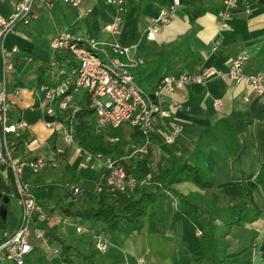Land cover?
<instances>
[{"label":"crops","instance_id":"0c3cea01","mask_svg":"<svg viewBox=\"0 0 264 264\" xmlns=\"http://www.w3.org/2000/svg\"><path fill=\"white\" fill-rule=\"evenodd\" d=\"M15 1L0 0V16H11ZM171 1L125 0L116 35L124 45L134 44L133 53L142 58L133 71L150 101H158L155 87L165 74L194 72L201 65L227 71L231 59L239 54L247 56L244 71L264 73V0H236L230 10L229 26L220 30L218 12L223 0H180L172 20L162 27L156 39H148L146 30L150 19ZM33 9L36 17L30 23H19L0 41L13 62V68L4 77L9 119L15 125L26 123L13 132L25 130L28 134L19 150L12 149V157L18 162L43 156L55 162L36 172L25 167L21 174L47 214L45 219L35 218L34 227L41 235L32 233L33 247L24 264H192V253L200 242L201 219L191 221L181 213L177 207L179 195L167 188L180 194L204 191L190 180L168 184V178L164 180L163 176L178 159L195 153L198 145L204 151L202 163L214 176L217 188L246 182L254 191L262 213L244 228L233 229L231 248L235 251L251 244L246 253L247 262L264 264V181L257 180L264 165V94L226 77L214 76L204 84L190 83L165 94L162 106L166 113L153 117L148 152L125 155L127 163L147 158L149 174L144 183L129 189L135 196L142 189L154 192L146 224L141 228L124 227L119 238L110 239L106 250H98L94 244L96 235L105 232L104 223L92 225L89 220L63 213L62 205L70 201L80 203L83 199L81 195L67 194L65 185L94 189L105 179V161L110 155L79 168L80 146L67 143L59 126L46 125L52 117L45 113L35 89L52 81L55 68L50 42L55 34L67 30L82 38L111 40L112 35L105 26L116 14V6L107 0H82L78 7L62 1L46 5L44 0H36ZM13 46L17 49L13 50ZM177 49H181L180 53L174 54ZM218 99L222 102L220 108L214 105ZM86 101L85 91L75 93L79 108ZM58 121L65 124L67 112L61 113ZM92 121L95 123L94 115ZM94 125L107 140L109 134L129 140L134 133L130 124L126 134L116 133L114 128L99 130ZM168 136L173 137L172 141L167 140ZM3 174L12 188L13 172ZM156 175L161 179L153 180ZM9 196L6 226L12 231L19 223L21 207L15 196ZM77 226L82 230L78 231ZM54 235L72 245L69 262L62 259L64 255ZM0 264L16 263L4 259Z\"/></svg>","mask_w":264,"mask_h":264},{"label":"built area","instance_id":"2783aa9c","mask_svg":"<svg viewBox=\"0 0 264 264\" xmlns=\"http://www.w3.org/2000/svg\"><path fill=\"white\" fill-rule=\"evenodd\" d=\"M56 1H62L71 6L78 7L82 0H44L46 5H52ZM116 6V14L105 26L111 33V40H97L95 38H82L71 34L67 30L59 32L52 38L50 46L54 52L52 66V81L42 83L35 89V95L40 100L46 114L52 118L46 121L49 127L59 126L64 140L67 143H77L74 136L75 115L79 106L75 102V93L83 90L87 96L88 107L93 109L95 124L99 130L106 131L117 128L125 123L132 127H138L144 135L142 144L135 147L132 153L146 154L151 144L150 129L154 115L165 114L162 106L163 96L181 86L190 83L204 84L214 76L226 77L236 82L245 83L252 91L264 94V73L262 71L246 72L243 69L245 54H239L231 59L229 69L223 71L215 66L201 65L194 72H181L179 74H165L155 87L157 102L148 98L146 90L134 76L133 69L143 60L133 53L134 44H125L118 40L117 33L122 21V12L125 9V0H107ZM180 0H172L167 7H163L159 13L150 19L146 30V37L154 40L162 27L168 24L175 15ZM36 0H16L13 4V13L9 17L0 16V41L7 33L15 30L19 23H30L35 17L34 3ZM236 0H223L218 12L219 30L229 26L230 10ZM217 44H214L216 48ZM13 50L17 47L13 46ZM69 52L74 57L76 64L61 66L58 55ZM13 68V62L6 56V48L0 44V162L9 165L13 172L14 192L11 194L17 198L21 207L19 223L12 231L0 229V260L9 259L16 264H24L26 255L32 250L31 235L35 233L40 236L41 232L34 227L35 218L45 219L47 214L34 196L33 189L28 182L23 181L21 174L25 167L39 171L50 162L43 156L33 159H21L16 162L12 157V148L6 136L9 131H16L17 127H25V122L17 125L9 119V100L5 85V74ZM60 80V81H59ZM247 99V97H246ZM220 108V99L214 103ZM67 112V121L59 120L61 113ZM110 142L119 138L107 135ZM172 136L167 140L172 141ZM63 152L62 148L56 149ZM81 159L79 168H85L93 160L103 159L101 153H94L88 149L80 148ZM131 153V154H132ZM126 156L110 155L105 161L107 170L103 182H99L95 189L100 191L103 186L110 190H129L138 183L132 177L124 164ZM65 189L69 194L78 195L84 187L67 183ZM81 231L82 227L77 226ZM95 247L98 250H106L110 239L105 232L96 235ZM264 255V251L262 252ZM140 263L143 260L140 258Z\"/></svg>","mask_w":264,"mask_h":264},{"label":"trees","instance_id":"16d2710c","mask_svg":"<svg viewBox=\"0 0 264 264\" xmlns=\"http://www.w3.org/2000/svg\"><path fill=\"white\" fill-rule=\"evenodd\" d=\"M180 51L181 49H177L174 54H179ZM58 58L61 66L69 68L76 64L69 52L58 55ZM93 115V109L88 107V103L79 108L75 115L73 130L80 148L94 153L99 152L104 156L113 153L116 156H125L130 154L137 145L142 144L144 135L138 127H134L131 139L120 138L111 143L106 139L105 134L97 132L95 123L92 121ZM6 136L11 148L19 150L28 134L25 130H19L18 133L9 131ZM203 155L204 151L201 145H198L195 153L188 158L178 159L163 176L164 180L168 178V184L190 180L204 191L180 194L170 187L167 188L172 194L179 195L177 207L181 213L191 221L198 217L201 219L200 242L192 253V264H250L247 262L246 253L251 244L234 251L231 248L230 235L234 228H244L246 224L255 221L262 213V209L255 201L254 191L246 182L217 188L214 176L207 172L202 163ZM195 156L200 158L196 160ZM124 164L128 173L138 183L145 180L149 174L147 158L129 160ZM4 171L12 172L8 164L0 162V191L11 195L14 188L7 185ZM152 179L158 181L161 176L156 175ZM257 180L264 181V165L257 175ZM78 195L83 196L82 201L80 203L70 201L67 205H62L63 213L89 220L92 225L103 222L109 239H116L119 238L124 227L141 228L146 224L151 215L150 208L154 192L142 189L141 193L135 196L129 190H110L103 186L100 191L95 188L84 189ZM0 229L7 231L6 221L2 217H0ZM53 237L60 243L61 255H64L62 259L69 262L72 245L56 235ZM253 238L254 235L251 234L250 239L253 240Z\"/></svg>","mask_w":264,"mask_h":264},{"label":"water","instance_id":"95a60500","mask_svg":"<svg viewBox=\"0 0 264 264\" xmlns=\"http://www.w3.org/2000/svg\"><path fill=\"white\" fill-rule=\"evenodd\" d=\"M10 200V196L7 193L0 191V217L6 221L7 203Z\"/></svg>","mask_w":264,"mask_h":264},{"label":"rangeland","instance_id":"374dc122","mask_svg":"<svg viewBox=\"0 0 264 264\" xmlns=\"http://www.w3.org/2000/svg\"><path fill=\"white\" fill-rule=\"evenodd\" d=\"M129 126L130 125L126 123V124L121 125L120 127L114 128V129H115L116 133L126 134L128 132Z\"/></svg>","mask_w":264,"mask_h":264}]
</instances>
